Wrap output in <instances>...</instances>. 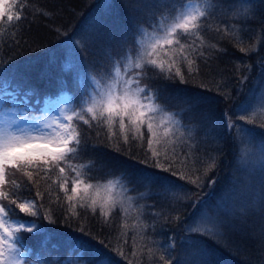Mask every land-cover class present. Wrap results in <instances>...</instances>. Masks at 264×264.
I'll use <instances>...</instances> for the list:
<instances>
[{
    "label": "trees",
    "instance_id": "obj_1",
    "mask_svg": "<svg viewBox=\"0 0 264 264\" xmlns=\"http://www.w3.org/2000/svg\"><path fill=\"white\" fill-rule=\"evenodd\" d=\"M112 2L16 0L17 4L27 5L22 11L25 18L12 24H8L5 18L0 25V66L11 65L28 71L32 84L40 92V104L62 93L71 95L76 104L74 73L66 75L61 72L62 65L70 59L65 50L67 38L71 37L79 46L81 34L93 37L95 43L91 50L82 52L81 63L90 75H95L93 65L116 50L115 42L109 41L106 36V32L115 27L116 19H124L128 10L134 8L140 9L136 13L137 18L145 19L143 0H127V9L105 7ZM114 2L120 4L121 0ZM209 2L216 11V17L210 19L206 31L189 40L203 51V57L186 53L188 58L182 60L179 49L163 43L152 57L158 64H164L166 69L169 65L173 70L180 68L186 81L182 83L179 77L172 80L153 77L151 83L161 90L162 102L168 111L176 114V119L184 124V128L175 136L170 134L166 140L162 136L163 128H160L161 142L157 143L155 137L152 139L161 162L165 157L174 159L172 152L175 151L180 160L175 168L180 174L193 179L199 176L208 184L207 173L215 180L214 185L198 190L195 185L182 180L180 182L186 185L188 196L179 189L165 192L159 185L141 179L147 137L150 136L146 130H143L144 143L136 141L131 145L122 143L125 133L121 132L118 151L116 141L107 139V130L89 129L86 125L83 130L87 131L89 148L68 164L77 170L87 165L91 170L82 177L84 183L76 194L71 193L75 173L66 172L68 195L73 196L71 202L59 187L62 181L58 179V170L47 176L32 169L8 172L5 176L7 181H15L12 190L17 194L18 203L35 198L37 190L43 192L41 203L45 209H50L46 214L55 221L51 227L63 229L64 234L71 236L81 235L82 229L93 248H100L103 241V247L111 253L113 264H163L159 257L167 255L169 246L174 249L171 251L174 264H199L201 258L197 253L200 248L206 250L209 264H264V203L259 198L258 183V177L264 171V160L257 167H249L242 162L245 146L254 148L257 145L264 154V115L256 112L264 109V101L260 97V76L264 70V41H261L264 39V0H240L237 6L244 12L242 16L220 11L216 8L217 0ZM218 28L220 31H217ZM259 42L261 46L256 48ZM53 55L56 63L49 65V57ZM193 59L195 63L189 64L188 61ZM46 68L48 74L42 76ZM125 70L126 73L134 72V64L126 63ZM60 79L66 80L68 86L58 89L57 81ZM5 82L15 86L11 76H7ZM228 94H231L232 100L226 101L224 96ZM241 104L250 105L247 112L237 111ZM225 116L229 117V123L251 121L248 127L255 128L254 138L242 139L239 131L229 135L224 127ZM181 131L184 133L182 139ZM252 141L254 143L250 144ZM151 163L148 159V164ZM212 163H215V168L208 170ZM28 171H33V180H38L39 189L29 181ZM155 171L161 183L172 179L168 173H159L160 169ZM254 177V191H244L254 182ZM175 178L179 180V175ZM85 184L92 185L87 192L84 191ZM110 184L115 185L113 193L117 199L123 196V203L118 212L102 216L99 210L92 211L91 202L92 199L99 202L101 197L106 199L110 195L106 191ZM234 188L241 191V198L238 202H228L233 211L219 216L220 230L214 231L215 235H193L186 230V225L168 219L176 215L172 208L177 207L178 200L180 204H185L189 196H198L203 203L197 206L196 211L191 206L181 208L180 215L185 220L191 223L195 213L201 211L215 217L217 205ZM69 213L72 217L68 221L69 226L65 227ZM200 229L203 231V228ZM66 235H61L60 239L66 238ZM25 244L34 263L46 264L50 255L52 260L59 258L47 251L41 256L35 250L34 246L39 244L35 239L26 240ZM83 255V249L74 246L70 253L72 264H85Z\"/></svg>",
    "mask_w": 264,
    "mask_h": 264
},
{
    "label": "snow or ice",
    "instance_id": "obj_2",
    "mask_svg": "<svg viewBox=\"0 0 264 264\" xmlns=\"http://www.w3.org/2000/svg\"><path fill=\"white\" fill-rule=\"evenodd\" d=\"M239 2L240 0H217L216 8L225 14L234 12L236 16H242L244 12L237 6ZM105 7L113 10L118 7L127 9L128 4L127 0H121L120 4H116L113 0ZM14 8L16 11L13 12ZM26 8V4H17L16 0L7 4L5 0H0V20L6 18L8 24H12L13 21L20 22L25 18L22 11ZM143 8L146 10L145 19L137 18L136 13L140 12L139 8L129 9L125 18L122 20L117 18L115 27L106 32L108 40L115 42L116 50L109 52L106 57H101L102 62L98 61L93 65L95 75H90L81 63L82 52L91 50L95 43L93 37L89 34H81L79 46L76 41L71 40V37L67 38L65 50L70 59L62 65L61 72L66 75L74 73L76 104L71 109L68 108L66 101L63 107L60 106L61 101H57L54 105L48 101V112L42 113L41 95L32 84L30 73L11 65L0 66V264H30L32 257L28 256L25 242L32 239L39 241L38 246L34 247L41 256L47 251L59 257L52 260L50 255L46 264H72L70 253L74 250V246L83 249L82 259L85 264H113L111 253L109 249L103 247V241L100 242V248H93L82 229L81 235L71 236L64 234L63 229L51 227L55 221L46 214L50 209H45L41 203L44 199L43 192L37 190L35 198L18 203L17 194L12 190L15 181L5 179L8 172L16 173L32 169L37 174L43 172L47 176L50 172L58 170L60 174L58 179L62 181L59 187L71 202L73 196L68 195L69 180L66 172L75 173V179L71 182V193L76 194L80 190L79 186L84 183L82 177L91 170L87 165L83 166L82 170H77L68 164V161L78 159L89 148L88 134L83 130L85 125L89 129L107 130V139L116 141L118 151L121 132L125 133L122 143L131 145L136 141L143 144V130H146L150 136L147 137L148 147L145 150L146 160L145 167L141 169V179L159 185L165 192L179 189L188 196L186 185L180 182L182 180H187L198 190L215 184V180L208 177L207 173L205 178L208 184L201 181L199 176L193 179L188 175L180 174L175 168L180 162L179 155L175 151L172 152L174 159L165 157L161 162L160 154L153 148L152 138L155 137L156 142L160 143V128H163L162 136L166 140L170 134L175 136L177 131L183 129L184 124L176 119L175 113L168 111L167 106L162 102L161 90L151 81L153 77L165 80L179 77L182 83L186 82L180 68L173 70L169 65L166 69L164 64H158L152 57L157 53L161 43L179 49L182 60L188 58L186 53L203 57V51L189 43V40L208 29L210 19L216 17V11L213 10L209 0H143ZM217 31L220 29L218 28ZM127 62H132L135 70L122 78ZM55 63L56 57L54 55L49 57L48 64ZM188 63L193 64L195 60H189ZM47 74L46 68L41 75ZM7 76L12 77L14 87L5 82ZM67 86L66 80L57 81L58 89ZM224 99L232 100L231 94L225 95ZM261 99H264V96ZM249 107L248 104H241L237 107V111L244 113ZM68 112L71 114L66 115L65 113ZM228 121L229 117L225 116L224 127L228 129L229 135L233 131H239L242 139L254 138L255 128L248 127L251 121H243V123ZM97 135H100V131ZM183 135L181 131V139ZM233 140L235 141L234 136ZM249 155L246 152L244 158L247 159ZM148 159L152 161L150 165ZM210 159L214 160L211 157ZM215 166V163H212L208 170H212ZM155 169H160L159 173H168L172 179L161 183L157 179L158 172ZM33 171H28L27 176L39 189L38 180H33ZM177 175L179 180L175 178ZM253 180L254 182L244 191H254L256 178L254 177ZM258 183L259 198L264 203V171L260 173ZM90 188H92L91 184H85L84 191L87 192ZM114 188V184L108 186L106 191L110 195L106 199L101 197L99 202L92 199L93 212L99 210L102 216H107L109 212H118L119 206L123 203V196L117 199L116 194L113 193ZM132 190L136 191L135 188ZM240 198L241 191L234 188L217 205L215 217L201 211L200 220L189 223L180 215L181 208L191 206L196 211L197 206L203 203L200 197L189 196L185 204H180L178 200L177 207L172 208L176 215L169 216L168 219L186 225V230L193 235H215L213 228L204 227L201 231L197 225L204 222L215 224L221 214L227 215L233 211L229 208L228 202L230 200L238 202ZM20 214L24 215L20 216ZM71 217L72 214L69 213L65 227L69 226L68 221ZM44 220L48 222L43 223ZM61 235H66V238L60 239ZM173 250L169 246L166 250L167 255H161L159 260L163 264H174L171 257ZM197 254L201 258L199 264H209L205 249L200 248Z\"/></svg>",
    "mask_w": 264,
    "mask_h": 264
},
{
    "label": "rangeland",
    "instance_id": "obj_3",
    "mask_svg": "<svg viewBox=\"0 0 264 264\" xmlns=\"http://www.w3.org/2000/svg\"><path fill=\"white\" fill-rule=\"evenodd\" d=\"M5 3L6 4L9 3V0H5ZM261 41L263 42L264 39L262 38ZM260 46H261V43L259 42V44L256 46V48H258ZM128 63L130 64V62H127V64ZM126 75H127L126 71L122 72V78L125 77ZM260 81L262 83V89L260 91V97H262V96H264V70H263V72H262V74L260 76ZM57 101H61V104H60L61 107L64 106V101H66L68 108L69 109L73 108V101H72L71 97L69 95H67V94H65L61 98H59V99H57L55 101H51V102L54 105ZM263 101H264V99H263ZM48 109H49V104H48V101H47L46 104H45V106H44V108H43L42 113L43 112H48ZM256 112H258L262 116L264 115V109H258ZM49 114H53V113L49 112ZM65 114L68 115V114H71V113L68 112V113H65ZM255 141H256V139H255ZM253 143L254 142L252 141L250 144H253ZM258 151L260 152L261 150L259 149V146H257V145H254V148H248V146L247 147L245 146V149L243 150V154H242L243 155L242 156V162L245 165L249 166V167H257L264 160V154H263V152L262 153L260 152V154H259ZM246 152L250 154L247 157V159L244 158ZM5 179H6V177H5ZM204 212H206V211H204ZM206 213L209 216H212L210 213H208V212H206ZM194 220H196V221H199L200 220L199 213H197V212L195 213ZM197 226H199L201 228L211 227L216 232H219V230H220V223H219L218 220L216 221L215 224H208L207 222H204V223L198 224ZM30 264H39V263H34V262L30 261Z\"/></svg>",
    "mask_w": 264,
    "mask_h": 264
}]
</instances>
